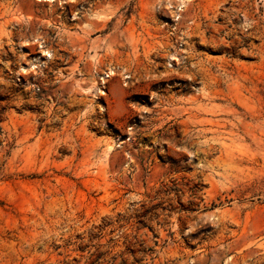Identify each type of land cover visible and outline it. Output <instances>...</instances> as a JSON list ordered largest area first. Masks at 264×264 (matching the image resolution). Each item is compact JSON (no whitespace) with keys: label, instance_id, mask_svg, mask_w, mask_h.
<instances>
[{"label":"rangeland","instance_id":"rangeland-1","mask_svg":"<svg viewBox=\"0 0 264 264\" xmlns=\"http://www.w3.org/2000/svg\"><path fill=\"white\" fill-rule=\"evenodd\" d=\"M0 264H264V0H0Z\"/></svg>","mask_w":264,"mask_h":264}]
</instances>
